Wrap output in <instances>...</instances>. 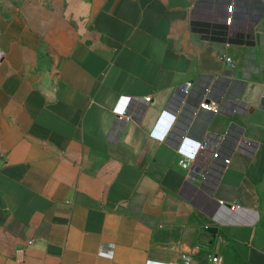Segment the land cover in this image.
Masks as SVG:
<instances>
[{
	"label": "crops",
	"instance_id": "crops-1",
	"mask_svg": "<svg viewBox=\"0 0 264 264\" xmlns=\"http://www.w3.org/2000/svg\"><path fill=\"white\" fill-rule=\"evenodd\" d=\"M0 49V264H264V0H0Z\"/></svg>",
	"mask_w": 264,
	"mask_h": 264
},
{
	"label": "built area",
	"instance_id": "built-area-1",
	"mask_svg": "<svg viewBox=\"0 0 264 264\" xmlns=\"http://www.w3.org/2000/svg\"><path fill=\"white\" fill-rule=\"evenodd\" d=\"M228 11L230 13L229 16H227L225 18V21L230 24L232 21H233V15H232V8H233V4H230L228 5ZM6 56V52L3 51L2 49H0V63L4 60ZM190 86L189 83H187V87ZM181 93H184V96L186 95L187 91L185 90L184 92L182 91ZM149 97H147V100ZM130 98H122L120 100V103H119V106L115 108V116H114V123H126L130 118H131V115L127 113V104L129 102ZM206 99H204L203 101L200 102V109L202 110H206L208 112H211V113H218L219 109L216 107V102L213 101V100H209V101H205ZM146 102V101H145ZM169 113L171 114H175V112H172V111H168ZM204 148V145H202L201 147V150ZM218 151H213L212 152V156L213 157H217L218 156ZM229 161V158H225L224 159V163H228ZM188 164V161L186 160H183V165H186ZM219 205L222 206L224 203L223 201H218ZM238 208L237 205H231V209L233 210H236ZM28 243H32V240H28ZM17 253H22L23 252V249L22 248H18L15 250ZM210 260L213 264H222V258L218 255H213L210 257ZM148 264H161V263H157V262H150Z\"/></svg>",
	"mask_w": 264,
	"mask_h": 264
},
{
	"label": "water",
	"instance_id": "water-1",
	"mask_svg": "<svg viewBox=\"0 0 264 264\" xmlns=\"http://www.w3.org/2000/svg\"><path fill=\"white\" fill-rule=\"evenodd\" d=\"M207 231L211 232L214 236L217 232V227L216 226H207L205 227Z\"/></svg>",
	"mask_w": 264,
	"mask_h": 264
}]
</instances>
